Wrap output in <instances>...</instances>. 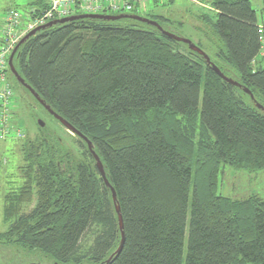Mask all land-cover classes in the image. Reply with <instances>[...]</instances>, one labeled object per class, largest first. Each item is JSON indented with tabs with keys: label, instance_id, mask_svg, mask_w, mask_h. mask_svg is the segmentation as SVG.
I'll return each instance as SVG.
<instances>
[{
	"label": "trees",
	"instance_id": "1",
	"mask_svg": "<svg viewBox=\"0 0 264 264\" xmlns=\"http://www.w3.org/2000/svg\"><path fill=\"white\" fill-rule=\"evenodd\" d=\"M209 5L212 16L188 9L202 24L193 27L223 63L207 54L210 61L253 98L187 44L131 17L56 23L29 36L13 56L24 83L92 143L115 190L124 241L107 264H264V198L218 191L224 166L264 169V109L255 104L264 108V63L257 58L264 24L250 0ZM47 7V0H33L21 14L28 21ZM139 15L181 36L182 21L174 25L150 6ZM8 75L13 90L21 88L49 115L10 69ZM17 127L24 134L22 181L3 196L0 242L56 263L104 264L120 232L86 142L76 136L78 156L54 132L41 128L31 139L20 121Z\"/></svg>",
	"mask_w": 264,
	"mask_h": 264
},
{
	"label": "rangeland",
	"instance_id": "2",
	"mask_svg": "<svg viewBox=\"0 0 264 264\" xmlns=\"http://www.w3.org/2000/svg\"><path fill=\"white\" fill-rule=\"evenodd\" d=\"M4 1L5 0H0L1 7L4 6ZM10 1L13 7L25 15L27 13V5L33 0ZM200 1H203L204 3H200L199 0H173L172 4L163 5L162 3H158L157 7L150 4V8L153 9V11H158L157 13H162L163 15L169 17L174 25H177L179 21H182L184 24L183 27L180 30H176V32L191 40L196 45H199L201 50L208 54L212 60L221 64L223 62L215 57L216 48L194 28L195 26H200L202 24L195 16H193L194 13L191 12L200 10L207 13L209 16L213 15V11L210 9L209 5L212 0ZM250 1L253 9L256 10L258 23L264 24V10L261 9V0ZM188 9H191V12H188ZM263 52L262 48L257 56L258 59H262V63H264V59L262 58ZM225 71L228 75H230V77L232 76V73L236 74L233 69L228 67ZM17 92L20 94V100L18 99V102H15L14 125L17 126L18 121H20L26 131V135L31 139L40 134L39 129L45 128V132H54L58 135L64 146L76 155L79 156L82 154L83 150L79 146L77 141L78 139L75 135L47 115L46 112L43 111L22 89L19 88ZM199 111L200 104L198 106L197 113L198 122L200 119ZM38 120H41L44 123L42 127L39 125ZM21 139L22 138H8L0 140V231L5 230L7 227L2 220L3 196L8 190L18 187L22 181L19 171V165L22 164V153L20 150ZM218 185L219 193L232 199H243L250 195H257L264 198V169L258 171H246L237 170L230 166H224ZM35 200L36 197L34 195L32 202L33 205ZM31 206V204L24 206L23 211L28 212ZM92 233L93 231H91L83 241V246L85 248L91 243ZM0 264L61 263L54 262L51 258L42 255L39 251H24L19 247L7 246L3 242H0ZM82 264L90 263L85 261Z\"/></svg>",
	"mask_w": 264,
	"mask_h": 264
},
{
	"label": "built area",
	"instance_id": "3",
	"mask_svg": "<svg viewBox=\"0 0 264 264\" xmlns=\"http://www.w3.org/2000/svg\"><path fill=\"white\" fill-rule=\"evenodd\" d=\"M164 0H47L48 7L39 15L25 21L17 9H9L0 25V140L21 138L24 134L13 122L14 91L8 75V57L19 40L29 31L49 21L81 14H142L154 2ZM138 14V15H139ZM264 25L259 26L263 42Z\"/></svg>",
	"mask_w": 264,
	"mask_h": 264
},
{
	"label": "water",
	"instance_id": "4",
	"mask_svg": "<svg viewBox=\"0 0 264 264\" xmlns=\"http://www.w3.org/2000/svg\"><path fill=\"white\" fill-rule=\"evenodd\" d=\"M124 17H131V18H134V19L139 20V21L147 22V23H149V24H151L153 26H156L157 29L160 32H162L164 35H166V36H168V37H170V38H172V39H174L176 41H180V42H183V43L187 44L188 48L190 50L197 52L198 54H200L204 58V60L207 62V64H209L211 66V68L216 72V74H218V76H220L222 78V80H224V81H226V82H228V83H230V84H232L234 86L242 88V90L245 93H247L251 98H253V95H252V93L250 92L249 89L241 87V85L237 81L225 76L220 71V69L215 64H213L210 61L208 55L205 52H203L201 50V48H199L191 40H189V39H187V38H185L183 36H179V35H176L174 33L165 31V30L162 29V27L157 22H155L153 20H149V19H147L145 17H142L140 15H135V14L134 15L133 14H86V13H84V14H75V15H72V16L63 17V18H60V19L49 21V22H47L46 24H44L42 26H37L34 29H32L31 31H29L27 34H25L19 40V42L13 48L12 52L10 53V55L8 57V66H9L11 74L19 82V84H21L23 87L28 89V91L32 94V96L39 102V104H41V106H43V108L48 112L49 115H51L55 120H57L62 126H64L73 135L83 139L86 142L87 149L89 150V153L92 155V157H93V159L95 161V167L97 168V170L99 172V175L102 178L105 186L108 187L109 190H110L111 199H112V202H113V205H114V210H115V213H116V216H117L118 229H119V232H120V242H119V245L116 248V250L113 252V254H111L105 260L104 264H107L112 259V257L114 255H117L120 252V250L122 248V245H123V241H124L123 221H122V217H121V214H120L119 206L117 204L115 190L110 185L109 181L107 180V178L105 176V172H104L102 163H101L98 155L93 150L92 143L84 135H82L77 129H75V127L72 126L67 120H65L60 115H58L56 112H54L50 108L49 105L45 104L44 101L39 98V96L33 91V89H31L27 84L24 83L23 79L16 72V70H15V68L13 66V63H12V59H13V56H14L16 50L18 49L20 44H22L24 42V40H26L29 36L35 34L37 31H39L41 29H44L46 27H49V26H51L53 24L65 23V22H68V21H73V20H77V19H81V18H93V19H104V20L114 21V20H118V19H121V18H124ZM255 104H256V106L259 109H262V110L264 109L260 104H257V103H255ZM38 123H39V125L41 127L44 125V123L41 120H38Z\"/></svg>",
	"mask_w": 264,
	"mask_h": 264
},
{
	"label": "crops",
	"instance_id": "5",
	"mask_svg": "<svg viewBox=\"0 0 264 264\" xmlns=\"http://www.w3.org/2000/svg\"><path fill=\"white\" fill-rule=\"evenodd\" d=\"M11 8H15V7H13L12 5H11V1L10 0H5L4 1V6H2L1 7V4H0V10H1V12H0V14H1V16H0V25L3 23V19H4V16H5V13L9 10V9H11ZM170 8V7H169ZM155 12H156V10H155ZM158 12V11H157ZM156 12V13H157ZM28 14V13H27ZM160 14H162V13H160ZM27 17H28V19H30L29 18V16L27 15ZM263 24V23H262ZM19 89V88H15V90H13L14 91V94H15V96L17 97H20V94H18V92H17V90ZM21 89V88H20ZM16 102H17V100H16Z\"/></svg>",
	"mask_w": 264,
	"mask_h": 264
}]
</instances>
